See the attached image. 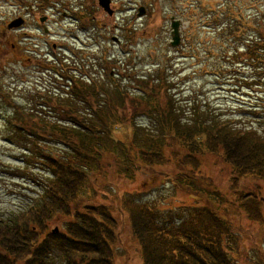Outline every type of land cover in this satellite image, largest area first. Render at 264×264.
I'll use <instances>...</instances> for the list:
<instances>
[{"label":"rangeland","instance_id":"rangeland-1","mask_svg":"<svg viewBox=\"0 0 264 264\" xmlns=\"http://www.w3.org/2000/svg\"><path fill=\"white\" fill-rule=\"evenodd\" d=\"M97 3L0 0V211L5 214L23 208L35 191L24 175L29 170L17 169L21 145L12 132L13 106L22 112L41 105L44 94L66 90L59 87L66 85L65 77L106 81L101 67L108 62L121 91L113 94L118 105L122 89H136L127 84L129 78L122 82L126 71L141 76L161 68L180 100L206 98L235 118L250 112L249 106L264 104V53L256 50L264 47V0H111L112 16ZM17 19L22 24L8 29ZM172 21L179 22L177 46L171 45ZM249 45L259 60L254 54L243 67L231 58ZM244 119L264 131V120ZM134 122L141 129L149 124L146 116ZM118 134L123 137V130ZM121 146L115 145L119 162ZM116 160L104 161L103 178L93 174L73 203L80 212L89 206L110 212L115 264H144L130 211L166 240L192 244V251L197 245L213 246L210 256L195 251L206 264H264L263 176L241 175L215 154L202 156L193 179L172 162L130 172ZM71 221L56 218L45 232H64Z\"/></svg>","mask_w":264,"mask_h":264},{"label":"trees","instance_id":"trees-1","mask_svg":"<svg viewBox=\"0 0 264 264\" xmlns=\"http://www.w3.org/2000/svg\"><path fill=\"white\" fill-rule=\"evenodd\" d=\"M250 45L231 59L243 67L248 61L259 60L257 51L264 53V47H258L255 54ZM113 68L108 62L101 67L106 80L101 81L105 83L65 77L66 85L59 87L66 90L44 94L41 105L23 108L26 112L13 106L12 132L21 145L22 166L17 169L22 173L29 170L24 175L33 182L35 191L29 203L15 213L0 211V264H115L110 248V212L104 206H89L80 212L73 205L81 186L93 174L103 178L106 160L117 158L114 162L130 172L172 162L193 179L198 176L194 171L200 169L202 156L215 154L241 175L264 177V131L244 119L254 115L256 121L264 120V104L249 106L250 112L235 118L220 113L210 100L196 94L199 100L191 96L180 100L160 68L141 76L126 71L122 82L129 78L127 84H134L136 89H122L117 105L113 94L118 97L121 91L113 82L117 76L111 74ZM52 76L58 78L57 74ZM18 116L21 118L16 119ZM138 116L148 118L146 129L135 124ZM117 144L122 145V162L116 155ZM128 213L144 264H206L196 252L210 256L213 246L197 245L196 252L192 251V244L166 240L139 214ZM63 217L72 218L65 231L46 234V224Z\"/></svg>","mask_w":264,"mask_h":264},{"label":"water","instance_id":"water-1","mask_svg":"<svg viewBox=\"0 0 264 264\" xmlns=\"http://www.w3.org/2000/svg\"><path fill=\"white\" fill-rule=\"evenodd\" d=\"M111 0H98L97 6L104 11L108 16H112L113 10L110 7ZM143 14V9H139L138 16H141ZM40 21H43L42 19ZM22 24V21L20 19H17L10 23L7 28L13 29L15 27H18ZM171 28H172V46H177L180 43V36H179V22L172 21L171 22ZM57 232V230H55Z\"/></svg>","mask_w":264,"mask_h":264}]
</instances>
